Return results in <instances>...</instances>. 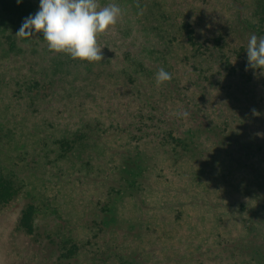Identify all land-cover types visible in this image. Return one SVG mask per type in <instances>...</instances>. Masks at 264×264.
Returning <instances> with one entry per match:
<instances>
[{
  "label": "trees",
  "instance_id": "trees-1",
  "mask_svg": "<svg viewBox=\"0 0 264 264\" xmlns=\"http://www.w3.org/2000/svg\"><path fill=\"white\" fill-rule=\"evenodd\" d=\"M96 2L100 7L118 4L122 15L97 37L103 59L88 63L63 53L49 55L42 34L15 35L23 18L38 10L39 0H0V58L6 59L0 73V205L21 199L4 239V264H78L68 220L46 194L53 183L66 184L80 197L95 193L87 199L92 209L87 208L84 220L91 264H134L132 255L119 253L125 237L107 231L111 225L124 229L111 224L121 223L114 220L117 196H130L140 206L151 178L159 175L153 171L156 161L174 166L190 161L197 164V173L207 169L210 157L229 167L242 165L243 158L231 146L225 148L229 134L235 138L250 125L261 133L252 144L245 143L247 153H256L250 155L255 163L247 165L256 168L247 170L246 183L238 181L236 192L249 196L256 207L247 210L246 232L239 240L218 235L215 247L218 256L227 254L226 264H264V73L246 70L249 37L264 36V0H227L230 19L216 22L210 36L197 30L191 12L181 10L182 1ZM37 51L46 56L37 59ZM91 66L104 68L93 74ZM161 68L172 78L157 86L155 74ZM74 73L95 78L100 93L87 106L76 101L55 110L53 101L69 91ZM216 103L222 120L204 122L201 112ZM62 112L81 123H61L66 121ZM44 116L56 124H45ZM29 127L31 138L21 141ZM85 127L100 128L115 144L95 139L103 145L99 156L88 147L93 143ZM101 158L104 163L97 167ZM209 258L208 264L221 263Z\"/></svg>",
  "mask_w": 264,
  "mask_h": 264
},
{
  "label": "rangeland",
  "instance_id": "rangeland-1",
  "mask_svg": "<svg viewBox=\"0 0 264 264\" xmlns=\"http://www.w3.org/2000/svg\"><path fill=\"white\" fill-rule=\"evenodd\" d=\"M172 1H182L181 10L191 12L190 19L194 21L197 30L200 29L198 31L205 36L212 33L216 22L221 23L223 19H230L231 14L225 5L227 0ZM179 17L182 18L180 15ZM108 33L110 32L108 31ZM39 54L42 57L46 56L42 51H37V59ZM5 62L6 59L0 58V73L3 72ZM103 68L104 66H91L89 70L93 74H98ZM79 69L85 71V68L79 67ZM83 77L84 75L77 76V73L69 76L70 89L57 98L58 100L53 101L55 110L63 111L62 107L67 104L72 105L76 101L87 106L89 101L94 98V93H100L99 85H94L95 78H91V75ZM5 79L8 78L5 77ZM97 80L101 81L99 77ZM103 83L100 82V85ZM101 100L98 98V101ZM65 111H67L66 108ZM219 113L220 107L216 103L208 110L203 109L201 116L202 118L205 116L204 122L209 121L210 118L213 123L217 124L222 120ZM62 116L66 118V121L61 123H66L71 127L81 123L75 119V116H67V112H62ZM44 117L45 124H49L51 121L56 124L47 116ZM101 119L103 120L102 117ZM120 124L122 127L124 126L123 123ZM85 129L88 138L93 143V147L92 145L88 147H91L90 150L93 148L97 150L100 153L99 156L103 154V145L100 144L101 142H94L95 139L108 141L111 146L115 144L113 137L107 135L100 128L92 127L91 130L85 127ZM29 130L32 128L29 127L22 131L25 132V135L21 141L27 142L31 138ZM241 133L237 134L235 138L229 134L231 140L225 150L228 151L231 146L234 150L232 153L239 154L243 158L241 159L242 165L232 162L229 163L231 164L229 167L227 161L210 157L207 160V169L197 173V164L190 161L180 162L176 166L170 161L165 160L162 163L156 161L152 163L155 164L153 171L159 175L151 178L150 186L142 194L140 206L130 196H117L113 210L116 216L114 220L121 223L115 224L112 221L111 224L121 225L124 229L118 230L111 225L107 231L111 232V229H114L118 236L125 237L121 244L128 249L122 246L119 253L124 252L132 255L134 264H196L197 262L208 264L209 257L214 260L221 259L219 260L220 264H226L224 255L227 254L217 255L219 252L215 247L217 236H223L226 240L232 239L234 242L239 240L238 237L243 236L246 232L247 210L251 208L252 204L256 207L249 196L239 197L236 189H238V181L240 184L246 183L245 180L249 174L247 170L249 169L251 172L256 168L247 165V163L254 162L250 155L256 156V153H247L246 144L249 142L252 144V141L259 138L261 133L256 126L252 125L248 127L247 132ZM245 155L248 156L245 157ZM104 160L105 158L97 159L96 166L102 165ZM51 185L46 194L55 205L60 207L63 217L68 220L66 221L68 228H71L74 242L77 245L78 264H91L93 248L84 220L88 219L86 214L89 210L87 208L92 209V204L87 199L94 196L95 193L89 192L86 196L80 197L66 184L53 183ZM20 204V196H16L7 204L0 205V264H4V239L19 212ZM241 204L245 206V211L239 209ZM257 212L261 213V210ZM104 238L108 239L109 237L106 235Z\"/></svg>",
  "mask_w": 264,
  "mask_h": 264
},
{
  "label": "clouds",
  "instance_id": "clouds-1",
  "mask_svg": "<svg viewBox=\"0 0 264 264\" xmlns=\"http://www.w3.org/2000/svg\"><path fill=\"white\" fill-rule=\"evenodd\" d=\"M21 2L16 0L17 4ZM121 15L122 10L116 3L98 7L96 0H39L38 10L23 18L15 35L28 38L42 34L50 52L92 63L103 59L97 37L115 26ZM246 53V70L259 69L264 73V36L258 39L252 34ZM171 78L161 68L155 74V83L159 86Z\"/></svg>",
  "mask_w": 264,
  "mask_h": 264
}]
</instances>
